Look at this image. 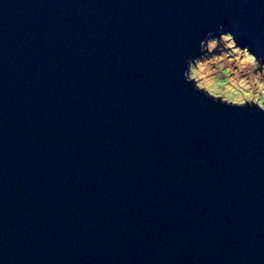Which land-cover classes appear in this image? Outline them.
Listing matches in <instances>:
<instances>
[{"label": "water", "instance_id": "obj_1", "mask_svg": "<svg viewBox=\"0 0 264 264\" xmlns=\"http://www.w3.org/2000/svg\"><path fill=\"white\" fill-rule=\"evenodd\" d=\"M218 29L264 58V0H0V264H264V113L182 76Z\"/></svg>", "mask_w": 264, "mask_h": 264}, {"label": "clouds", "instance_id": "obj_2", "mask_svg": "<svg viewBox=\"0 0 264 264\" xmlns=\"http://www.w3.org/2000/svg\"><path fill=\"white\" fill-rule=\"evenodd\" d=\"M208 32L200 55L185 61V83L206 100L228 108H256L264 113V63L247 47H239L230 32Z\"/></svg>", "mask_w": 264, "mask_h": 264}, {"label": "rangeland", "instance_id": "obj_3", "mask_svg": "<svg viewBox=\"0 0 264 264\" xmlns=\"http://www.w3.org/2000/svg\"><path fill=\"white\" fill-rule=\"evenodd\" d=\"M238 45V44H237ZM239 46V45H238ZM239 47H241V46H239Z\"/></svg>", "mask_w": 264, "mask_h": 264}]
</instances>
